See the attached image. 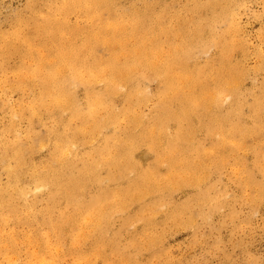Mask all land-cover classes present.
<instances>
[{"label": "rangeland", "instance_id": "374dc122", "mask_svg": "<svg viewBox=\"0 0 264 264\" xmlns=\"http://www.w3.org/2000/svg\"><path fill=\"white\" fill-rule=\"evenodd\" d=\"M42 258L264 264V0H0V264Z\"/></svg>", "mask_w": 264, "mask_h": 264}, {"label": "bare ground", "instance_id": "6f19581e", "mask_svg": "<svg viewBox=\"0 0 264 264\" xmlns=\"http://www.w3.org/2000/svg\"><path fill=\"white\" fill-rule=\"evenodd\" d=\"M113 72H116V71H113ZM122 74V73H120ZM189 102H193V103H196L198 102L199 100L196 99V97H189V99H187ZM95 105L99 106L100 104L99 103H96ZM105 124H101V126L103 127ZM142 179V178H141ZM148 180H149V177L146 176L145 178H143L142 182H140V184L138 185V187H145L146 185H148ZM141 181V180H140ZM99 199L95 200L88 208V210L86 211L84 217L82 220H85V222H90L93 220L92 217H88V216H98L99 218H101V215L100 213L103 212V208L102 206L99 205ZM104 213V212H103ZM40 264H49V263H46V260L45 258H42L40 259ZM52 264V263H51Z\"/></svg>", "mask_w": 264, "mask_h": 264}]
</instances>
